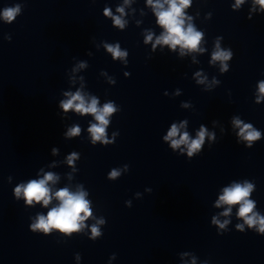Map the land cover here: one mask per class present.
<instances>
[{"label":"clouds","instance_id":"9594fccd","mask_svg":"<svg viewBox=\"0 0 264 264\" xmlns=\"http://www.w3.org/2000/svg\"><path fill=\"white\" fill-rule=\"evenodd\" d=\"M149 4L152 3V0H148ZM243 0H237V5L242 3ZM258 3H260L262 6H264V0H257ZM166 3L168 4L167 10H161L157 11V22L159 25H161L163 28L166 29V34L159 37L156 41L157 44L164 43V44H170L173 48H175L176 45H180L185 48L189 49H196L200 40L202 34L200 32H197L194 30V28L189 25L187 29L184 28V20L182 19L183 16V9L187 7L190 3V0H166ZM155 8L163 9V4L157 3ZM118 11H123L122 9H118ZM20 13V6L17 5L15 7L6 8L2 16L5 21L11 22L13 21L16 16ZM114 21L117 25H120L123 27V23L120 20V18L116 17L114 18ZM152 36L149 35L146 38L147 41H151ZM110 52L113 53L114 57L124 56L126 53H123L119 50V46L117 45L116 48H112L109 46L108 49ZM230 53L224 52V51H216L213 54V60H227L230 57ZM260 91L264 93V83L260 84ZM66 95L70 96V99L66 101L61 102V107L67 111L68 109H71L75 107V110L77 112L81 113H92L95 116V119L99 121V126L92 125L89 128V132L92 134L93 140L98 141L101 140V138L104 136L105 133V125L108 124V120L106 119V116L113 113L115 111V108L111 103L104 105L102 110L97 109V100L93 98L87 106H85V100L81 96L79 92H77L75 95H71L66 93ZM78 101L79 103H74ZM236 124L239 125L240 121L237 120ZM252 126L245 125L243 129H241V134ZM80 129L73 128L70 130L69 135H77L79 133ZM178 129L176 125H173L170 132L168 133V136L165 137V139H170L172 137H175L177 135ZM205 135V131L203 128H201V131L198 134V139L194 140L190 145V151L189 156L192 155V151L198 149L203 142ZM260 136V133L257 131H250L247 133V136L245 139L251 141L256 140ZM188 142V135L187 133H184L183 136L179 140H173L172 141V147L176 148L182 143ZM250 146V145H249ZM75 156V154H73ZM71 162V160L69 161ZM118 173L116 171H113L111 173L112 177L117 176ZM54 180V176L52 173H48L43 179L39 181H30L26 186L22 185L16 188V194L17 196L20 195L21 190L23 189L24 195L27 199V202L29 204L32 203L33 200L36 202H40L43 200V204L47 206L50 202L51 197L49 196V188L46 186L48 181ZM252 185L248 184L247 182L243 185L241 184H234L232 187L225 188L224 194L220 196L219 201H217V207L220 206V204H228L233 205L240 203L241 207L239 208L238 215L241 217L246 218V223L249 226H252L259 223V229L258 231L261 233H264V218H260L259 221H257L256 217H249L248 214L252 211L254 208V203L251 200L246 199L249 195V193L252 190ZM85 193L78 192V193H70L67 189H62L55 193L56 198L60 201V204L58 207L52 208L49 212L47 217L39 216L38 222L31 225L33 230L41 229L45 232H47L50 229V226H54L60 230L65 231H74L79 230L80 223L79 221H83L88 216L91 215V212L88 207V201L85 199ZM231 209L229 208L227 211H225L223 214L227 215L228 212H230ZM84 213V216H81V213ZM227 223V221L225 222ZM221 227H224V225H220ZM238 227H240L238 225ZM92 232L94 235H98V230L94 226L92 228Z\"/></svg>","mask_w":264,"mask_h":264}]
</instances>
